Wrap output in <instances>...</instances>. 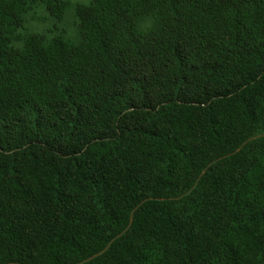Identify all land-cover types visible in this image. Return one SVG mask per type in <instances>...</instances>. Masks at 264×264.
<instances>
[{
	"label": "trees",
	"instance_id": "1",
	"mask_svg": "<svg viewBox=\"0 0 264 264\" xmlns=\"http://www.w3.org/2000/svg\"><path fill=\"white\" fill-rule=\"evenodd\" d=\"M0 264H264V0H0Z\"/></svg>",
	"mask_w": 264,
	"mask_h": 264
},
{
	"label": "rangeland",
	"instance_id": "2",
	"mask_svg": "<svg viewBox=\"0 0 264 264\" xmlns=\"http://www.w3.org/2000/svg\"><path fill=\"white\" fill-rule=\"evenodd\" d=\"M73 0H71L72 2ZM34 12L35 19L31 21L30 15ZM73 18L72 11L67 10L62 21L58 22L56 19L50 17L44 10L43 6H39L34 11L28 13L25 18L24 30L29 32L43 34L49 29L57 26L58 28L64 29L68 36L73 35Z\"/></svg>",
	"mask_w": 264,
	"mask_h": 264
}]
</instances>
